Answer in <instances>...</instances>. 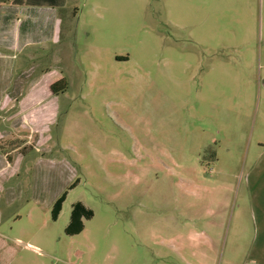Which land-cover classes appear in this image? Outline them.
<instances>
[{
	"label": "rangeland",
	"instance_id": "obj_1",
	"mask_svg": "<svg viewBox=\"0 0 264 264\" xmlns=\"http://www.w3.org/2000/svg\"><path fill=\"white\" fill-rule=\"evenodd\" d=\"M52 1L19 47L0 18L11 264H264V0Z\"/></svg>",
	"mask_w": 264,
	"mask_h": 264
},
{
	"label": "crops",
	"instance_id": "obj_2",
	"mask_svg": "<svg viewBox=\"0 0 264 264\" xmlns=\"http://www.w3.org/2000/svg\"><path fill=\"white\" fill-rule=\"evenodd\" d=\"M59 2L60 1H52L51 3H47L50 5H45L46 3H43V0H0V5H2L0 6V18H2V27H4L2 30L6 29L7 31V33H5V36H7L6 40H9L14 47H19L21 38L22 40L25 39V31L21 29L20 24L24 22L26 10H41V8L47 7L50 8L51 11H55V6ZM6 10H9V12H5ZM7 21H10V23H7ZM54 38L57 40L61 39V32H59V30ZM122 60H124V58ZM258 168L259 172L257 175H252V173L249 174L247 186L250 190V199L259 203V216L261 218V225L264 228V164H260ZM3 216V211H0V227L4 222ZM6 238L8 237L0 230V245H2V247H0V264H11L13 261V258L9 260V254L6 255L5 250L7 249V245L13 248L16 245L13 242L16 243V240Z\"/></svg>",
	"mask_w": 264,
	"mask_h": 264
},
{
	"label": "trees",
	"instance_id": "obj_3",
	"mask_svg": "<svg viewBox=\"0 0 264 264\" xmlns=\"http://www.w3.org/2000/svg\"><path fill=\"white\" fill-rule=\"evenodd\" d=\"M66 90V82L64 79H61L50 86V91L53 95H58L60 92H64ZM77 183V182H76ZM76 183H73L70 186V189H73L76 186ZM68 193L64 192L55 202L52 209V219L56 221L62 211L63 204L67 198ZM94 216V213L91 209H88L82 202H76L73 205V209L71 212V217L68 226L65 229V232L68 235H77L80 234L84 228L85 223L84 219L90 220ZM18 252L15 251L16 254ZM9 260L12 259V255L8 257Z\"/></svg>",
	"mask_w": 264,
	"mask_h": 264
}]
</instances>
